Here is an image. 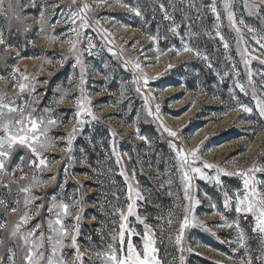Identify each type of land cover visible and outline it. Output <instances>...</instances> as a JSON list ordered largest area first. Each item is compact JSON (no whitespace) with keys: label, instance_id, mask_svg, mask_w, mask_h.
<instances>
[{"label":"rangeland","instance_id":"rangeland-1","mask_svg":"<svg viewBox=\"0 0 264 264\" xmlns=\"http://www.w3.org/2000/svg\"><path fill=\"white\" fill-rule=\"evenodd\" d=\"M85 3L90 10L80 15L87 17L91 27L79 29L78 48L87 47V38L96 47L93 55L85 51L82 56V87L97 119L82 116L87 122L77 125L81 67L67 41L76 39L71 14ZM248 3L258 7L250 12L245 0H232L234 28L224 0H216L217 13L210 7L212 0H3L0 95L6 97L5 102L15 100L16 105L31 104L38 97L33 115L50 116L57 124L49 131L55 146L44 153L50 170L30 166L34 157L22 146H16L5 160L6 172L0 173V200L5 202L0 204V264H28L30 253L35 260L41 252L40 264H47L48 258L67 264H102L93 254L107 251L114 243L112 237L121 223L119 210L127 212L129 184L145 198L137 200V214L154 234L160 264H241L249 258L252 264H264V245L260 235L252 232L251 215L247 219L238 215L234 203L224 208L225 191L229 196L242 192L238 176L221 175V185L211 179H193L189 194L200 203L189 213V220L194 214L198 223H190L177 243L184 208L193 201L184 199L182 172L170 147L175 144L191 152L200 146L198 164H218L229 172L264 164V118L256 110V99L264 100V48L256 43L264 36V4L259 0ZM79 23L77 16L75 26ZM185 46L193 51H183ZM245 48L248 51L243 54ZM25 76L28 81L23 80ZM21 82L33 83L35 92L26 91L23 98H17ZM241 105L252 108V113L244 112ZM44 108L51 111L45 113ZM165 127L177 136H169ZM74 128L78 129L75 133ZM70 135L74 138L69 153L65 149ZM202 171L209 177L216 175L215 169ZM33 177L47 183L34 186ZM257 178L264 180V172L257 173ZM25 187L29 193L20 191ZM26 195L39 199L26 206ZM54 201L71 206V214L63 218L69 226L66 246L55 256L56 237L49 220H55L57 210L48 211ZM33 212L39 214L32 216ZM25 213L32 218L22 223ZM221 215L229 223L239 222L246 233L248 255L238 245L235 223L232 228L219 226L225 223ZM128 223L143 235L144 225L134 216ZM74 224L78 233L71 228ZM41 235L42 247L37 248L34 245L41 243ZM49 235H53L51 242ZM73 235L82 261L76 260V248L71 246ZM132 239L141 246L140 236Z\"/></svg>","mask_w":264,"mask_h":264},{"label":"snow or ice","instance_id":"snow-or-ice-1","mask_svg":"<svg viewBox=\"0 0 264 264\" xmlns=\"http://www.w3.org/2000/svg\"><path fill=\"white\" fill-rule=\"evenodd\" d=\"M73 3H76V0H72ZM107 0H98V3H106ZM231 2L232 0H224V10L227 12V16L229 21L231 22L232 27L235 28V19L233 12L230 10L231 8ZM260 4H264V0H259ZM3 0H0V14L4 13V8L2 7ZM124 7H127V5H123ZM163 7V6H161ZM212 12L217 13L216 8V0H212V4L210 5ZM258 6L256 4H249L248 0H245V8L251 10L257 8ZM12 5L9 4V10H11ZM85 10H90V5L85 3L83 7L78 12H73L71 14V22L74 25V27L71 29L72 32L75 33L76 39H69L67 43L69 44V51L70 53L75 57L76 64L80 65L81 72H80V95L76 97V105L77 110L75 112L76 116V123L77 125H83L87 121L81 119L82 116H90L93 120L97 119V117L93 114L91 107H90V101L88 100L87 96L84 93V89L82 85L85 83L84 79V63L82 60V56L84 52L86 51L88 55H93V49L96 47L91 42L90 38H87V47L85 49L78 48V45L80 44L79 37L81 36V32L79 29H87L91 27V25L88 23L86 16H81L80 12H84ZM129 11H134V9L129 8ZM137 15H140V12L138 10H135ZM79 16L80 23L79 26L76 27V17ZM167 19V15L165 16ZM216 19L219 20L220 17L217 14ZM99 23V21H97ZM240 23H243V21H240ZM171 31L175 32L176 29L172 28ZM236 31L239 32V28H236ZM250 32H253L254 30L249 28ZM50 39H55V37H52ZM150 39L155 40V37H150ZM223 39V37H221ZM4 43V39L2 34H0V44ZM63 43V41L61 42ZM257 44H260L261 48H264V36H261L257 41ZM224 47L227 48L228 45L225 43ZM111 52L112 49H109ZM183 51H193L192 48H189L185 46L183 48ZM247 48L244 49V53H247ZM113 55H116L115 52H112ZM199 55V53H197ZM253 59H257V57H252ZM64 59H67V57H64L61 59L60 63L61 66H63ZM50 62V61H47ZM128 63V61H126ZM245 63L247 64L248 61L245 60ZM261 63H264V60H261ZM171 65H169L170 67ZM133 67L137 70H140L142 72V69H140V65L138 63H133ZM251 75V74H249ZM24 81H28L29 78L27 76L23 77ZM145 84L147 83V77H144ZM133 83H137V80H134ZM19 93L17 98H23V94L27 91L29 94L35 92V85L31 82L29 83H19ZM241 88V91H244V88L242 85L239 86ZM139 88H137V91L139 92ZM66 94V93H65ZM255 99V93L253 94ZM6 97L0 95V173L6 172V158H9L11 155L12 150L16 146H22L27 148L32 157L34 159H30L29 165L32 167H35L39 171L44 170H50V164L47 161V158L44 156V153L47 151H50L55 145L53 143V137L49 136V131L51 127L55 126L57 124V120L51 118L50 116H34L33 113L36 112V108L34 105L39 102L38 97L32 98L31 104H24V105H16L15 100H11L10 102H5ZM64 101V97L62 96L58 102L62 103ZM145 107L147 108V97L145 98ZM241 108L244 112L252 113L253 109L247 106L241 105ZM6 109V111H5ZM25 109H30L29 111H25ZM256 110L259 113V116L261 118H264V100L256 99ZM45 113L50 112L51 110L48 108H44L42 110ZM160 111V106H156V113L158 114ZM148 115L152 116L153 113L149 109ZM157 119H159V116H156ZM161 127H164L163 124H161ZM164 130L168 133L171 137H176L177 133L174 131H171L168 128H164ZM78 131L77 128L73 129V133ZM74 138V136L70 135L68 137V147L65 149L67 152H71V141ZM141 139H146L145 137H140ZM207 139V137H205ZM203 144V141H201V145ZM170 147L175 151L176 156L178 158V164H179V170L182 172V180L184 182V199L193 201L190 205H186L184 208L185 216L183 219V222L180 225L179 233L180 235L177 237V243L180 242V239L183 236L185 228L191 223L192 226H196L198 221L194 214L191 215V220H189V213H191L192 209H194L197 205H199L200 201L199 199H193L190 194L189 190L191 188V184L193 179L196 177H199L201 179H211L214 180L216 185H221V175L231 177V176H238L242 178L243 181V189L241 191H237L233 196H229L228 192H224V208L229 209L233 203L235 212L238 215H242L245 219L249 215L253 218V226H252V232L257 233L260 235L261 244L264 245V180L257 178V173L264 172V164L261 163H253V165L246 170H237L235 172H229L225 170L224 168L220 167L218 164H212L208 163L206 161H202L200 164H198V161H201L200 156V146H197L195 149H193L191 152H185L184 149H178L175 144H171ZM264 154V153H262ZM71 159V157H69ZM119 160V157H117ZM203 169H215L216 175L214 177L206 176L205 173L202 171ZM123 174V173H122ZM24 176H21V179H23ZM125 179L127 180V176H125ZM34 186H40L43 184H46L47 181H40L37 180L36 177H33ZM20 191L24 193H29L30 188L25 187L20 189ZM39 199V197L26 195L24 203L25 205H29L33 200ZM144 196L137 190L133 189L131 184L128 185V200L129 203L127 204V212L125 213L123 210H119L120 214V225H119V231L113 235L112 240L113 244L108 245V250L105 252H96L93 255L102 261V264H160V261L157 257L158 249L155 246L156 240L154 238V234L149 227V225L140 218V216L137 214V200H144ZM5 202L3 200H0V204H4ZM17 203H19L17 201ZM37 208L43 207V205H37ZM70 205L63 203V202H56L54 201L51 206L48 208L49 212H53V210H57L55 212V220H49V229L51 233H53L56 237L53 246H52V255L55 256L56 252L59 250V248L65 247L64 240L69 235V226L64 225L63 218L70 215ZM213 208L216 207L215 204L212 205ZM16 209H13L15 211ZM80 211L82 212L83 209L81 208ZM38 212H33L32 216L38 215ZM135 217L136 220L144 225V232L143 235L138 233L135 228L129 226V217ZM32 217L28 215V213H25V215L21 218V222H27ZM81 217L78 215L76 217L77 223ZM221 219L225 220V217L221 215ZM169 223H171V220H169ZM237 232H238V245L240 248L245 249V255H248V248L246 246L245 240H246V233L244 230L240 227L239 222L235 221ZM233 223H229L225 220V223L219 225L220 227H227L232 228ZM54 225H58L59 227H54ZM36 228L39 227V225L35 226ZM72 229H75V231L78 233V227L77 225H72ZM19 229V225H17V230ZM32 233H28V235H31ZM13 235H16V231L13 232ZM133 236H140L141 237V246H137L133 243ZM44 237L41 235L40 241L41 243H37L34 246L39 248L42 247V241ZM47 239L51 242L53 241V235H49ZM119 244V248H117L115 245ZM71 246L73 248H76V260L82 261V254L79 251V248L77 247V238L76 235L72 236ZM28 264H40V260L44 259V253L41 252L36 257L35 260H33V255L30 253L26 257ZM47 264H67L66 261L63 259L53 261L52 258L47 259ZM241 264H252L251 258L247 259L246 261L242 260Z\"/></svg>","mask_w":264,"mask_h":264},{"label":"bare ground","instance_id":"bare-ground-1","mask_svg":"<svg viewBox=\"0 0 264 264\" xmlns=\"http://www.w3.org/2000/svg\"><path fill=\"white\" fill-rule=\"evenodd\" d=\"M152 70H154V68H152Z\"/></svg>","mask_w":264,"mask_h":264}]
</instances>
